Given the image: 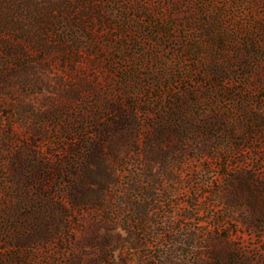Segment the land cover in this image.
Returning a JSON list of instances; mask_svg holds the SVG:
<instances>
[{
    "label": "rangeland",
    "instance_id": "374dc122",
    "mask_svg": "<svg viewBox=\"0 0 264 264\" xmlns=\"http://www.w3.org/2000/svg\"><path fill=\"white\" fill-rule=\"evenodd\" d=\"M0 264H264V0H0Z\"/></svg>",
    "mask_w": 264,
    "mask_h": 264
}]
</instances>
